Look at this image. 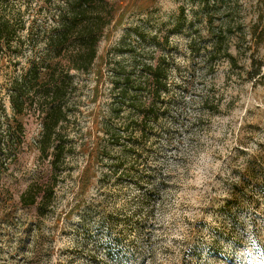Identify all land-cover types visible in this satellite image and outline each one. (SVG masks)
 Returning a JSON list of instances; mask_svg holds the SVG:
<instances>
[{
	"label": "rangeland",
	"instance_id": "374dc122",
	"mask_svg": "<svg viewBox=\"0 0 264 264\" xmlns=\"http://www.w3.org/2000/svg\"><path fill=\"white\" fill-rule=\"evenodd\" d=\"M111 2L113 19L94 65L73 71L70 120L59 127L73 149L55 210L40 220L19 195L50 174V157L36 147L41 116L27 107L17 116L21 131L1 118L0 264H264V0H230L245 32L255 24L263 31L250 48V33L247 42L237 30L230 35L238 66L210 61L202 48L225 14L210 24L192 0ZM193 39L198 51L190 48ZM23 52L0 46V90L10 116L5 87L28 67L30 51ZM164 60L169 89L149 110L151 97L136 83L146 87L143 66ZM132 71L137 82H124L134 104L113 89L115 73ZM142 176L149 179L143 187Z\"/></svg>",
	"mask_w": 264,
	"mask_h": 264
},
{
	"label": "trees",
	"instance_id": "16d2710c",
	"mask_svg": "<svg viewBox=\"0 0 264 264\" xmlns=\"http://www.w3.org/2000/svg\"><path fill=\"white\" fill-rule=\"evenodd\" d=\"M192 2L203 7L210 24L216 13L225 14L220 25L209 27L210 47H202L207 50L206 55L210 61L226 58L232 66H238L237 56L230 51L229 42V37L235 30L244 35L246 42L248 39L245 35H252L254 44L247 43L249 48L260 42L263 31L258 33V24H255L245 32L246 26L237 19L239 17H236L237 13H234L230 0H215L213 4L207 0ZM33 3L34 0H0V46L17 55L24 54L25 49L30 51L27 57L28 67L10 77L5 87L6 100L13 112L11 116L6 113L5 98L0 90V123H3L2 117L12 119L18 131H21L22 122L17 116L22 115L27 107L37 109L38 116H41L42 132L36 147L40 156L50 157V174L44 183L33 180L19 195L21 205L34 206L36 218L40 220L55 210L56 186L62 180V173L68 166V154L73 149L69 133L59 130L60 123L70 120L73 106L70 94L76 88L73 71L88 73L91 70L104 29L113 19L114 5L111 0H43L44 4L35 9ZM195 42L193 39L190 43L192 51L199 50ZM239 52L240 48H237V53ZM255 62L251 58V65L255 66L253 75L259 73V66ZM165 64V60L146 63L142 70L146 87L141 81L136 83L140 90L146 89L151 97L149 110H154L158 99L169 89ZM15 67L16 64L13 70H16ZM115 74V96L121 102L136 103V100L132 101V91L127 83L137 82L139 74L132 71L123 78L118 73ZM126 80L127 83L124 82ZM137 94L136 91L135 97ZM7 126L5 144L10 145L11 132L10 126ZM2 150L1 143L0 151ZM250 171L252 172H248ZM249 177L258 180L253 173ZM246 180V175H243L241 182L245 184ZM144 182L148 183L149 179L142 176L138 184L143 187ZM242 188L234 185L235 190H243ZM146 190L148 189L145 188Z\"/></svg>",
	"mask_w": 264,
	"mask_h": 264
}]
</instances>
